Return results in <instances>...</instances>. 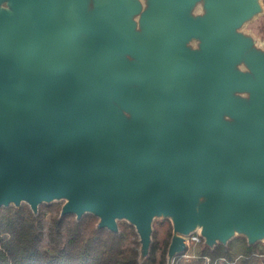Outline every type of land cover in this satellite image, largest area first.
<instances>
[{
    "label": "water",
    "instance_id": "water-1",
    "mask_svg": "<svg viewBox=\"0 0 264 264\" xmlns=\"http://www.w3.org/2000/svg\"><path fill=\"white\" fill-rule=\"evenodd\" d=\"M264 0H0V209L264 243Z\"/></svg>",
    "mask_w": 264,
    "mask_h": 264
},
{
    "label": "trees",
    "instance_id": "trees-1",
    "mask_svg": "<svg viewBox=\"0 0 264 264\" xmlns=\"http://www.w3.org/2000/svg\"><path fill=\"white\" fill-rule=\"evenodd\" d=\"M59 213L46 224L41 207L37 216L26 205L19 209L1 208L0 264H139L137 236L128 224L120 223L116 234L98 230L97 218L92 215L77 222L75 216L60 218ZM157 245L152 244L149 258L142 264L155 261ZM166 249L162 250L160 264H166ZM182 255L173 264H184ZM193 261L264 264V245L248 246L244 238H235L227 246L218 245L213 250L203 246Z\"/></svg>",
    "mask_w": 264,
    "mask_h": 264
},
{
    "label": "rangeland",
    "instance_id": "rangeland-1",
    "mask_svg": "<svg viewBox=\"0 0 264 264\" xmlns=\"http://www.w3.org/2000/svg\"><path fill=\"white\" fill-rule=\"evenodd\" d=\"M249 29H251L255 34L258 36L264 37V17H261L254 21L252 24L249 25ZM62 202H56L51 205L40 207L44 213V219L46 224L49 223L50 218L60 212ZM83 219V218H82ZM172 228L169 221L166 220H156L153 223V242L152 244L156 243L157 245V252L155 261L152 264H160L161 263V254L164 247H168V244L171 239ZM264 245V243H262ZM203 240L197 234L191 235L187 237V250L183 254L182 260H184V264H193L195 261L191 262L196 256L200 254L203 249ZM163 248V249H162ZM167 250V249H166ZM260 264V263H259Z\"/></svg>",
    "mask_w": 264,
    "mask_h": 264
},
{
    "label": "built area",
    "instance_id": "built-area-1",
    "mask_svg": "<svg viewBox=\"0 0 264 264\" xmlns=\"http://www.w3.org/2000/svg\"><path fill=\"white\" fill-rule=\"evenodd\" d=\"M184 255H182L181 259L183 258Z\"/></svg>",
    "mask_w": 264,
    "mask_h": 264
}]
</instances>
